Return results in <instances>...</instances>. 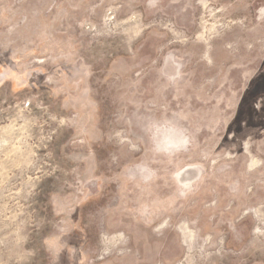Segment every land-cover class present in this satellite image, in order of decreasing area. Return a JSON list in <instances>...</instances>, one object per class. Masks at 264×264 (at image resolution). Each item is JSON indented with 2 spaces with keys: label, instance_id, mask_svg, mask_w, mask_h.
Instances as JSON below:
<instances>
[{
  "label": "rangeland",
  "instance_id": "obj_1",
  "mask_svg": "<svg viewBox=\"0 0 264 264\" xmlns=\"http://www.w3.org/2000/svg\"><path fill=\"white\" fill-rule=\"evenodd\" d=\"M0 264H264V0H0Z\"/></svg>",
  "mask_w": 264,
  "mask_h": 264
},
{
  "label": "clouds",
  "instance_id": "obj_2",
  "mask_svg": "<svg viewBox=\"0 0 264 264\" xmlns=\"http://www.w3.org/2000/svg\"><path fill=\"white\" fill-rule=\"evenodd\" d=\"M152 151L157 155H171L187 147L189 141L188 131L176 120H152L145 127ZM128 179L148 183L151 179L150 170L146 165L137 164L128 170ZM45 244L52 251H58L63 247L62 236L51 233L45 238Z\"/></svg>",
  "mask_w": 264,
  "mask_h": 264
}]
</instances>
